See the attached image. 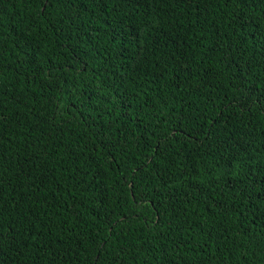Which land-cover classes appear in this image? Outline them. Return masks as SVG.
Instances as JSON below:
<instances>
[{
	"label": "trees",
	"instance_id": "trees-1",
	"mask_svg": "<svg viewBox=\"0 0 264 264\" xmlns=\"http://www.w3.org/2000/svg\"><path fill=\"white\" fill-rule=\"evenodd\" d=\"M0 264H264V0H0Z\"/></svg>",
	"mask_w": 264,
	"mask_h": 264
}]
</instances>
